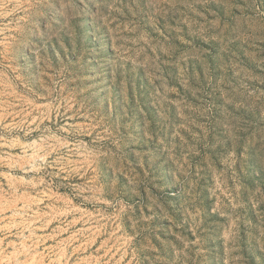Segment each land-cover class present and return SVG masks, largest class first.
<instances>
[{
  "label": "rangeland",
  "instance_id": "374dc122",
  "mask_svg": "<svg viewBox=\"0 0 264 264\" xmlns=\"http://www.w3.org/2000/svg\"><path fill=\"white\" fill-rule=\"evenodd\" d=\"M0 264H264V0H0Z\"/></svg>",
  "mask_w": 264,
  "mask_h": 264
}]
</instances>
